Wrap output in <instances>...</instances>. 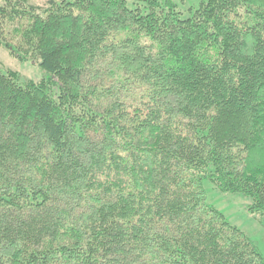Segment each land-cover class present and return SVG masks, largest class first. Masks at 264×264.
<instances>
[{"label":"trees","instance_id":"1","mask_svg":"<svg viewBox=\"0 0 264 264\" xmlns=\"http://www.w3.org/2000/svg\"><path fill=\"white\" fill-rule=\"evenodd\" d=\"M0 47V264H264L205 187L264 216V0H0Z\"/></svg>","mask_w":264,"mask_h":264},{"label":"rangeland","instance_id":"2","mask_svg":"<svg viewBox=\"0 0 264 264\" xmlns=\"http://www.w3.org/2000/svg\"><path fill=\"white\" fill-rule=\"evenodd\" d=\"M46 0H33L42 4ZM184 17H188L198 7L200 0H175ZM134 8L133 4L129 5ZM8 70L18 72L24 80L38 81L41 70L37 64L22 63L10 56L7 49L0 47V74ZM208 202L225 214L230 223L245 232L255 245L258 252L264 257V216L251 214L248 211L252 201L242 195H225L211 182H206Z\"/></svg>","mask_w":264,"mask_h":264}]
</instances>
